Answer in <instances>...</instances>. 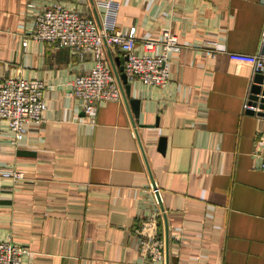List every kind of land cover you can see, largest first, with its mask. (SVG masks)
Listing matches in <instances>:
<instances>
[{"label": "crops", "instance_id": "obj_1", "mask_svg": "<svg viewBox=\"0 0 264 264\" xmlns=\"http://www.w3.org/2000/svg\"><path fill=\"white\" fill-rule=\"evenodd\" d=\"M104 2L139 54L166 32L181 45L165 88L129 83L151 174L122 98L89 116L70 94L93 56L30 35L56 3L102 23ZM263 33L264 0H0V81L43 82L47 105L17 144L0 120V242L30 250L24 264H149L133 231L159 213L165 237L162 204L169 264H264V111L244 110ZM109 55L124 67L120 48Z\"/></svg>", "mask_w": 264, "mask_h": 264}, {"label": "built area", "instance_id": "obj_2", "mask_svg": "<svg viewBox=\"0 0 264 264\" xmlns=\"http://www.w3.org/2000/svg\"><path fill=\"white\" fill-rule=\"evenodd\" d=\"M101 6L105 10L102 29L94 17L83 16L56 3L36 17L34 30L30 34L37 42L68 48L81 57L87 54L93 56L94 69L77 77L71 84L70 92L72 97L85 102V114L89 116L97 112L99 104L119 102L122 98L113 69L107 61L106 46L120 48L126 54L124 73L129 83L139 80L158 88H165L170 83L168 55L181 51L177 37L166 32L158 42L146 41L144 53L139 54L136 50V29L132 28L128 33L117 30L118 4L104 2ZM27 7L34 8V5L28 4ZM158 48L160 54H156ZM253 61L255 74H264V55L254 57ZM45 88L41 81L20 77L0 81V120H5L14 133V144L26 136L28 124L43 123L47 109ZM244 110L261 111L259 107L251 106L249 100ZM2 176L14 182L25 179L24 174L17 171L3 172ZM133 234L145 262L166 263V243L159 213L141 222ZM32 256L30 250L11 240L0 242V264H24Z\"/></svg>", "mask_w": 264, "mask_h": 264}, {"label": "water", "instance_id": "obj_3", "mask_svg": "<svg viewBox=\"0 0 264 264\" xmlns=\"http://www.w3.org/2000/svg\"><path fill=\"white\" fill-rule=\"evenodd\" d=\"M98 25L102 29L100 21H98ZM106 48L109 49V46H106ZM126 60H127V58H126ZM110 61H111V66H112L113 72L115 74L118 86H119L120 91H121L122 99H123L125 105L127 106V108L131 112L132 125L135 128V134H136L141 152H142L144 160L147 164L148 171L151 174V170L148 167L145 151L143 149L142 143H141V141L139 139V135L137 133V122H135V119L138 120V118H139V110H138L139 102L136 100H129L130 85H129L127 76L124 73V67L120 66L118 60H116V63H115L114 60L111 58V56H110ZM249 103L251 106L259 107V109L261 111L262 110L264 111V75L263 74H258L254 78V85H253L252 90H251V96L249 97ZM247 112L250 114H254V111H251V110L247 111ZM157 196H158V199L160 200V204H161L159 192H157ZM161 211H162V215H163L164 230H165L166 262H167V264H169V254H170L169 222H168L167 214H166L165 209L163 208L162 204H161Z\"/></svg>", "mask_w": 264, "mask_h": 264}]
</instances>
